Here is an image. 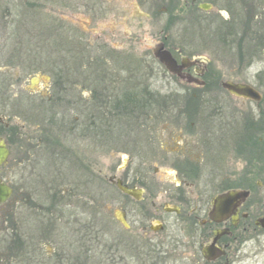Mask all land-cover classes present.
<instances>
[{"label":"flooded vegetation","instance_id":"flooded-vegetation-1","mask_svg":"<svg viewBox=\"0 0 264 264\" xmlns=\"http://www.w3.org/2000/svg\"><path fill=\"white\" fill-rule=\"evenodd\" d=\"M99 1L61 4L114 51H96L111 55L114 84L90 61L73 73L40 72L53 89L45 102L27 101L39 77L29 84L35 94L0 90L3 102L13 101L5 105H42L50 114L58 106L32 131L0 116V179L11 189L0 204V264H260L264 0ZM158 52L171 55L178 75ZM159 71L186 92L156 102L140 82L147 92L130 98L126 75L149 80ZM52 128L62 133L58 142ZM119 150L125 163L101 176L98 151ZM235 192L247 197L215 213V200Z\"/></svg>","mask_w":264,"mask_h":264},{"label":"rangeland","instance_id":"rangeland-1","mask_svg":"<svg viewBox=\"0 0 264 264\" xmlns=\"http://www.w3.org/2000/svg\"><path fill=\"white\" fill-rule=\"evenodd\" d=\"M66 1L67 0H0V90L9 89L8 94L10 93L9 96L11 98L20 93L22 95H26L25 93L35 94L28 91L29 88L31 89L29 84L31 78L39 77L36 87L38 94L29 96L31 99L27 101H36L38 103L45 102L46 100L42 99V95L47 97L53 89L50 90L48 82H44L43 77L39 74L43 72V70L54 69L56 71V69H60L63 72L70 71L73 73L75 67L79 66V63L80 65L82 64L83 67L89 69L90 61H92L91 65L96 66L99 74L102 76H105L106 73L109 74L111 69H113L110 62L111 55H107L106 53L97 55L96 52L113 50L110 49V47L107 48L104 46V43H99L102 45L96 43L95 37L93 38L92 35L90 36V30L83 23L78 21L79 16H76L75 13L72 14V8L68 9L64 4H61H66ZM68 1L74 6L78 4L79 7L82 8H85L83 5L84 3L91 2V0ZM28 4H33L32 9ZM99 4L100 1L97 0V7L100 6ZM62 13L63 16H60ZM115 13L118 12L115 11ZM97 15L99 16L97 18H100L104 13H98ZM74 19L78 22L74 21ZM99 23H101L102 27L100 26L98 29H104V32L107 31L105 30L106 22L103 21ZM119 49H121V47ZM83 51H91V53L94 54L92 55L93 59H90L88 56H85L86 59H83L81 56ZM146 51L148 50L146 49ZM80 57L81 59H79ZM99 69H104V71ZM116 77H118V75ZM122 77L124 78L125 75ZM126 77L129 78L128 83H130L132 90L130 92L131 99H137L136 97L141 93L138 91L139 88L147 92V88L141 87L139 84L140 82L149 83L148 90L156 95V102H175L176 97L180 96L178 94L186 92L176 85V81L163 71H159L155 78H150L149 80L142 74L138 76L130 73L126 75ZM18 78L20 82L17 80ZM108 78L110 79V84H114V76L109 74ZM86 90H88V88ZM83 91L85 92V90ZM132 93L136 96H133ZM72 94L73 92H70L66 95L65 102H70L68 99L73 98ZM2 95H6L5 92H0V116H6L4 123H14L19 118L21 123L31 125L30 130L32 131L36 129V126L42 125V115L44 119H48L52 114L54 116L57 115L58 106H52L53 110L50 114L45 112L46 107L42 105H35L30 108L18 106V103L5 105L4 102L13 101H9L10 99H8V101L3 102L2 100H4V97H2ZM151 96L154 97L153 95ZM143 98L148 99V96ZM24 108L30 111V116H28V111L27 113L22 112ZM13 110H17V115H19L14 119L11 117L15 114ZM22 113H24L25 116H22ZM68 114L70 119L74 117L73 114L67 112V115ZM3 124L0 126L3 127ZM48 132L49 138L53 141L57 140L58 137L60 139L62 135L57 128H52V130ZM9 135L10 133L6 134L8 143L11 138ZM59 139L56 142H58ZM66 141L68 145V140L66 139ZM133 157L136 161V157ZM97 163L99 169H103L101 176H105L106 173L108 174L110 171L109 169L116 167L118 164L122 165L125 162L123 160V154L121 150H119V152L113 151L112 154H103L98 151ZM261 241L262 243L259 244L260 246H256L260 252L257 260L259 261L258 263L264 264V251L262 252L264 239Z\"/></svg>","mask_w":264,"mask_h":264},{"label":"water","instance_id":"water-1","mask_svg":"<svg viewBox=\"0 0 264 264\" xmlns=\"http://www.w3.org/2000/svg\"><path fill=\"white\" fill-rule=\"evenodd\" d=\"M158 59L163 63V65L168 69V71L172 74L178 75L179 72L177 70V65L175 61L172 59L171 55L168 52H162V53H157ZM231 92H236L238 89L237 87H232L230 88ZM241 89H239L240 91ZM3 144H0V167L6 160L7 152L5 150H2ZM11 196V189L7 187L0 179V204L4 203L9 199ZM246 194L242 192H235V193H230L229 195H226L225 197H219L215 200L214 202V207H215V213L218 212V207L221 203L224 204V202H234L235 199H245ZM261 225L264 227V220L261 221Z\"/></svg>","mask_w":264,"mask_h":264}]
</instances>
